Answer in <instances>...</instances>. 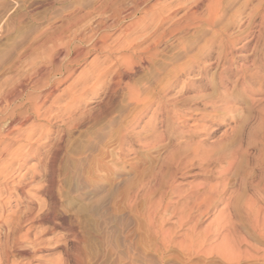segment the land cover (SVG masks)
<instances>
[{
  "label": "rangeland",
  "instance_id": "rangeland-1",
  "mask_svg": "<svg viewBox=\"0 0 264 264\" xmlns=\"http://www.w3.org/2000/svg\"><path fill=\"white\" fill-rule=\"evenodd\" d=\"M126 1L0 0V90L39 62L73 26L86 22L89 15L93 22L102 14L109 17L114 5ZM227 1L216 25L185 21L180 18L184 9L179 8L174 20L157 30L155 36L170 24L172 29L188 26L185 32L164 36L163 48L176 45L159 56V72L137 74L132 86L139 92L137 102L130 100L126 87L113 90L108 77L99 88L92 77L75 87L76 97L53 105L58 115L54 120H26V128H38L31 141L17 138L23 128H14L9 139L2 140L24 149L29 157L17 172L10 171L7 190L0 195L10 216L9 264H229L226 256L236 259L231 264H264V54L258 53L264 48V31L251 29L253 40L247 37L234 46L250 41L249 50L234 52L227 63L217 62L220 50L215 46L207 60L195 62L191 73L167 74L168 69L186 66L190 56L208 51L210 42L245 38L239 34L246 24L240 31L227 26L242 0L233 5ZM179 2L150 0L120 30L101 34H114V43L144 12ZM210 2H204L198 14ZM143 25L130 36L138 39L139 49L146 46L142 42L153 28ZM187 42L191 45L184 52L180 44ZM130 52L120 51L112 58ZM105 55L91 52L75 77L94 57L102 61ZM206 64L210 67L205 72L201 68ZM251 73L254 81L235 85L242 74ZM166 84L173 87L170 93L161 89ZM28 91L25 98L41 95L42 89ZM15 105L10 113L29 107L26 100ZM53 152L57 158L52 161ZM17 239L24 254L13 248Z\"/></svg>",
  "mask_w": 264,
  "mask_h": 264
},
{
  "label": "bare ground",
  "instance_id": "bare-ground-1",
  "mask_svg": "<svg viewBox=\"0 0 264 264\" xmlns=\"http://www.w3.org/2000/svg\"><path fill=\"white\" fill-rule=\"evenodd\" d=\"M149 1L150 0H127L126 3H124V4L122 3L121 5L119 4L118 6L114 5V8L111 11V15L110 16L108 15L109 17H104L102 14L101 17H99V19L95 20V22L92 21L91 15H89L87 17L88 20L86 22H84L85 20L84 21L82 20L80 23L73 26V28L69 29L67 31V35H65L66 36L65 39L60 38L57 42H55L52 46H50L48 48V50H46V52H43L42 55L40 56V61L37 62L36 64L32 65L31 69H29V70L27 69L28 71H26V73H24L23 75L21 74L19 78L17 77L18 79L14 78L15 79L14 82L12 81L13 84L10 85L9 83L8 84L6 83L7 84L6 88L2 91L0 90V116L1 115L5 116V114H7V117L5 118L4 121L0 120V195L4 191L7 190L6 187H7V184L9 183V180H10V176H11L10 173H13L10 171L13 170V168L14 169L16 168L15 171L17 172L18 169H20V167L22 165L26 164L25 163L26 158L28 157V153L23 152L24 149L21 150L20 148H11L12 146L10 147V143H9V145H5L4 144L5 141L2 142V140L6 139V138L9 139L8 137L10 136V132H12L14 128H16V129L23 128V130H20L23 132L19 135V137L17 136L18 139H23V140L25 139L28 142L31 141L35 137V135L38 131V128H37V126L29 127V125H28V128H26L25 127V125H27V124H25L26 120L28 118H30V119L35 118V120H37V121H39L41 119V120L46 122L49 119H53L57 115L55 112H52V110L54 109V108L52 109L53 105L55 106L56 104H58L61 101L60 99H62V98H66L67 96L72 98L73 96H75V92H73L75 87L79 83H81L83 85L82 82L85 83L92 77H95V79H93V80H95L94 86L98 87V88L102 85V80H104V78L107 79L106 77H108L109 82L111 83V88L113 90L115 88H118V89L120 88L119 89V91H120L121 88L126 87L130 93V100L137 102L139 100V97H140L139 92L135 91L132 87L133 85H135L134 79L137 76V74L142 73L143 76H148L151 74L150 73L151 70H153L155 72L158 70L157 72H159L160 69L156 68V66H157L156 61L159 59V56L162 53L171 52L173 47H175V45H176V44L175 45L172 44V45L168 46L167 48H163V46L164 47L167 46L166 42H164V36L167 33H171L172 35L175 32H179V33L181 32L182 33V32H185L186 29L188 28L187 25H183L182 27L172 29L173 24H170V25H168L167 28H165L162 32H160V34L155 36L157 30L161 26H163L164 23L167 24L166 23L167 21L169 22L171 20L172 21L174 20L175 14H176L175 10L179 9V8L184 9V13L180 16V18L185 20V21H188V22L192 21L193 22L194 20H199L202 22L203 21L207 22L210 25H216V23L222 18L223 13H225L224 12L225 0H212V2H210V4H208L207 6L205 4L206 11L204 13H200V14H198L199 8L203 5L204 2H206L208 0H181V2H179L178 4H176L172 7H170V5L168 4V6L165 7L164 9L161 7L156 8V9L153 8V10L150 11L151 14L143 11L145 13L144 17L142 16L143 18L141 17L139 20L130 21L131 23H128L122 29V31H121L122 33H120L121 36L119 35L115 39L114 43L111 42L114 34H109V33L101 34L102 31L104 32V31H108V30H113V31L120 30L123 22L126 20L133 19L135 17H138L140 12L149 3ZM232 1H234V0H228L227 3H231ZM176 7H178V8H176ZM227 8H228V6H227ZM149 15H151L152 17L150 18ZM145 20H146V22H145ZM142 23L144 24L143 27H146L148 24H149V26H150V24H153V28L150 32H148L145 40H143V42L141 41L142 43H145L146 46L139 49L140 45L138 43V39H130V36L133 34L132 32L134 30H137L138 28L141 27L140 25ZM245 24H246V26H244ZM227 26L236 28V29H238V31H240V29L244 26L245 27L244 30L241 31V33L239 32L240 33L239 35H242L245 38L238 39L236 37L232 41H226V42H228L227 44H225L224 38L223 39L221 38L220 40L218 39L219 40L218 43L216 42L217 45L214 43L215 41L210 42V44L207 45L208 51H206V52L199 51L196 55L190 56L189 59L186 61V64H185L186 66H183V67L181 66L182 68H177V69L176 68H172L170 70L168 69L167 74L170 75L172 73V74H174V77H175L180 73L186 74V73L190 72L191 67L193 65H195V62L197 60H199V59H206L207 60L211 56L210 53L215 46H217L218 50H220V52L217 53V57H216V60L218 63H220V62L221 63H227V59L229 58V56L233 55V53L236 51H247V50H249L248 47L250 45L249 44L250 41L243 43L242 46H239L236 49H234V46L238 42L245 40L247 37H250V40H253L252 35L255 32H251V29H256L257 30L256 32H258L259 30L264 31V0H242L239 8L232 12V16H229V18L227 20ZM253 36H255V35H253ZM152 37H154V38H152ZM262 37H263V35H262ZM151 38H152V40H150ZM259 38H260V35H259ZM256 44H258V43H256ZM180 45H181L182 50L184 52H186L191 44L187 42V43H182ZM86 47H90V49L86 50L85 49ZM161 48L163 50H162V52H159V50L161 51ZM134 49H136V50H134ZM201 49H203V48L201 47ZM253 50H255V49H253ZM120 51H127V52L131 51V52L129 53L130 55H128V56L123 55V57H121V58L113 59L112 55L114 53H118ZM91 52L98 53V54L99 53H105L106 55L104 56V59L102 61H99V59L97 57H94V59H92L91 63L89 64V67H87L88 69L81 71L80 74H78L75 77L76 71H77L79 65L82 63V61H84V59H86L88 57V55ZM252 52H253V54L256 53L255 51H252ZM258 53L264 54V48L259 50ZM165 55H167V54H165ZM251 57H252V55H251ZM168 58H169V56H168ZM174 59H175V57H174ZM245 59L248 60V58H246V57H245ZM262 61H264V59H262ZM252 62H253V65H255L256 62L255 61H252ZM164 63H165V65H169V61H166ZM242 63H244V62H242ZM245 63H246V61H245ZM105 64H107V65L105 66ZM248 64H250V63H248ZM209 67H210V64H206L201 69H204V71L206 72ZM259 67H262V66L259 65ZM167 68H166V70H167ZM253 69H255V67ZM166 70L164 69V72ZM73 77H74V80H72L71 83L69 82L70 84L68 83L69 85L59 92V87L65 83H67L71 79H73ZM212 77H213V75H212ZM255 77H256L255 73L248 74L247 76L242 74V77L240 78L241 80L239 79L238 81H235V85L237 86V85H241V83L243 84L245 82L244 81L245 79H248L249 81H254L253 79ZM215 79H216V75H215ZM202 80H201V82H202ZM126 81H128L129 83L124 84ZM159 81L160 80H158L157 82L159 83ZM161 82H160V84H161ZM106 83H107V81H106ZM249 84H250V82H249ZM88 85H89V83H88ZM170 86H169V84H166L161 89L164 93H170L169 89L173 88ZM30 88L31 89H38L40 91L42 89V92L45 91V94L42 95V92H41V95H37V96H34L32 98H29V97L25 98L26 97V91H28V89H30ZM102 88L103 87H101V89ZM105 88H106V86H105ZM109 88H107V89H109ZM81 89H83V88L81 87ZM236 89H237V87H236ZM92 90H94V89H92ZM153 90H152V93L154 92ZM111 92L112 91H110V93ZM56 93H58V94L56 95ZM73 93H74V95H73ZM82 93H83V91H82ZM86 93L87 92H85V94ZM155 93H156V91H155ZM94 95H96V94H94ZM156 95H157V93H156ZM27 96H29V95H27ZM158 96L159 95H157V97ZM151 97H152V95H151ZM168 97H170V96H168ZM166 98H167V94H166ZM99 99H100V97H99ZM237 99H239V98H237ZM22 100H26V103L29 104L28 109H26L22 113H18L15 111H12L10 113L11 107L13 105H15L17 102H21ZM75 100H77V99H75ZM62 101H63V99H62ZM181 101H183V100H181ZM168 102H170V101H168ZM57 106H55V107H57ZM68 106H65L64 109H66V107H68ZM108 107H110V106H108ZM143 110H144V107L141 109V111H143ZM69 114H71V113L69 112ZM154 114H156V112ZM57 117H58V115H57ZM50 121H52V120H50ZM156 121H158V120H156ZM30 125H32L31 122H30ZM69 125H71V124H69ZM120 125H122V124H119V126ZM149 126H150V124H149ZM151 131H152V128H151ZM16 135H18V133ZM38 137H42V135L40 134ZM44 139H46V138H44ZM121 139H122V137H121ZM142 139H143V137H142ZM51 152L52 151H50V153ZM34 155L35 154H33V157H34ZM56 158H57V153L53 152L50 160L53 161ZM27 161H28V159H27ZM14 162L19 163L18 167L17 166L14 167L15 166ZM5 206H6V203L4 201L0 202V264H9V261H10V249H11L10 248V216L6 215ZM12 237H14V235H12ZM12 237H11V239H12ZM18 237H19V235H18ZM25 237H26V235H25ZM12 242H14L13 248L16 249L20 254H24L25 249L23 248L22 242L19 239H17L16 241L14 240ZM231 254H232V252H231ZM226 257H225V259H226L225 261L228 262L229 264L236 263V261H235L236 259H234V258L232 259L230 257L226 258Z\"/></svg>",
  "mask_w": 264,
  "mask_h": 264
}]
</instances>
